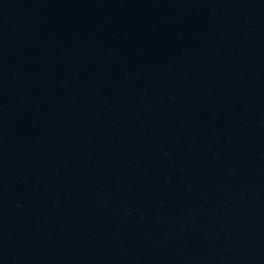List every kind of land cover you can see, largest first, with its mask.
<instances>
[{"label": "water", "instance_id": "1", "mask_svg": "<svg viewBox=\"0 0 264 264\" xmlns=\"http://www.w3.org/2000/svg\"><path fill=\"white\" fill-rule=\"evenodd\" d=\"M0 264H264V0H0Z\"/></svg>", "mask_w": 264, "mask_h": 264}]
</instances>
